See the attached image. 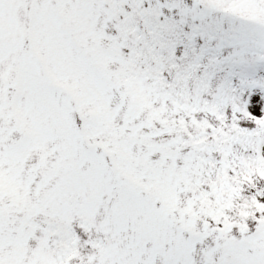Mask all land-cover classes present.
<instances>
[{"label": "snow or ice", "instance_id": "1", "mask_svg": "<svg viewBox=\"0 0 264 264\" xmlns=\"http://www.w3.org/2000/svg\"><path fill=\"white\" fill-rule=\"evenodd\" d=\"M0 264H264V0H0Z\"/></svg>", "mask_w": 264, "mask_h": 264}]
</instances>
